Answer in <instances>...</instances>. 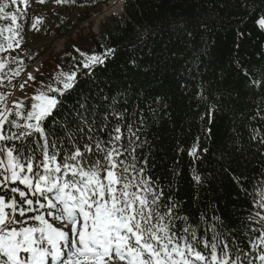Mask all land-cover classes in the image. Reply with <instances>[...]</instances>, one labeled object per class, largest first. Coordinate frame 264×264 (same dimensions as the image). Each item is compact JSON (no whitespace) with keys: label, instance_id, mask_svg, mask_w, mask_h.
<instances>
[{"label":"trees","instance_id":"1","mask_svg":"<svg viewBox=\"0 0 264 264\" xmlns=\"http://www.w3.org/2000/svg\"><path fill=\"white\" fill-rule=\"evenodd\" d=\"M109 1L68 3L85 12L68 25L58 26V39L66 38L64 49H50L41 70L34 74V88L40 87V81L53 83L58 65L65 72L73 70L82 59L77 48L88 54H101L106 48L116 51L91 74L81 69L77 85L64 95L46 127L63 139L64 129L54 128L53 120L70 117V111L78 107L77 98L89 93V104L96 108L100 107L98 100L107 98L100 116L113 107L121 112L126 109V123L134 127H140L142 117L143 146L135 155L138 162L148 158L146 175L163 191V204L175 203L176 214L187 217V224L200 237L213 217L218 218L217 227L224 237L230 243L235 237L248 251L244 232L251 222L247 217L253 212L258 181L264 180V143L252 139L254 130L264 137V88L250 82L261 80L264 66V26L257 23L264 15V3L124 0V14L103 21L97 33L90 12ZM7 22L0 20V28ZM33 55L23 59L24 68L40 56ZM74 125L69 119V126ZM114 126L113 120L107 131L97 135L107 140ZM122 131L127 137V129ZM194 146L197 154L189 155ZM235 177L243 178L247 193ZM184 226V221H177V230Z\"/></svg>","mask_w":264,"mask_h":264},{"label":"snow or ice","instance_id":"2","mask_svg":"<svg viewBox=\"0 0 264 264\" xmlns=\"http://www.w3.org/2000/svg\"><path fill=\"white\" fill-rule=\"evenodd\" d=\"M55 2L75 4L77 0ZM29 7L30 0H0V20L10 21L0 28V52L9 54L0 58V87L24 90L36 81L32 71H25L23 59L10 55V50L20 47L23 37L18 21L28 19ZM42 20L34 17L31 29L39 31ZM257 23L264 26V15ZM76 51L82 59L73 70L65 72L58 65L54 82L40 81L30 107L24 103L27 96L9 101L12 93H0V264H264V180L258 181L253 212L247 217L251 223L244 232L249 245L245 251L235 237L230 243L218 230V218L213 217L200 237L187 224V217L176 214L175 203L163 204V191L146 175L148 158L138 162L135 155L143 146L142 117L140 127H134L126 123V109L113 107L100 116L107 98L98 100L96 108L89 104V93L77 98L78 107L70 111V117L53 120L54 128L64 129L63 139L48 130L46 121L75 88L81 69L91 74L116 50ZM12 63L15 68L8 67ZM22 72L26 79L12 84ZM260 74L261 80L250 82L264 88V66ZM69 119L75 122L74 128ZM113 120L108 139H102L97 133L107 131ZM122 128L127 129V137ZM254 131L252 139L264 143V137ZM196 154L194 146L189 155ZM234 179L247 193L243 178ZM177 221L185 226L177 230Z\"/></svg>","mask_w":264,"mask_h":264},{"label":"rangeland","instance_id":"3","mask_svg":"<svg viewBox=\"0 0 264 264\" xmlns=\"http://www.w3.org/2000/svg\"><path fill=\"white\" fill-rule=\"evenodd\" d=\"M113 1L119 0H110L107 5H105L100 10H92L90 12V21L94 23L92 29L95 32L99 33L100 26L103 21L124 14V10L118 15L107 14V8ZM123 2L122 6H124ZM21 7H23V5H21ZM84 12L85 9L74 7L70 4H57L55 0H45L43 4L36 2V0H30V7L28 8V19L26 21H18V23L22 25L21 36L23 37V39L21 40L19 48L10 50V55L19 57L21 59H27L30 58V53H35V55L40 54V56L32 64H30V66L25 68V71H32L33 75L38 73L43 66V62L47 58L46 55L51 53L50 49L55 48V52H61L64 49V42L66 38L58 39V35L56 34L58 26L64 24L68 25L69 23L73 22V20L84 14ZM37 16L43 18L42 22L37 25L39 31L31 29L33 18ZM9 23L10 21L8 20L7 25L3 28H6ZM86 26L87 23H85V27ZM5 35H8V33L5 32ZM8 55V53L1 52L0 58ZM6 69L7 68L3 70L5 74H7L8 72ZM36 69H38V71H36ZM23 79H26L24 72L21 73V76L18 77L17 80L12 81V84L18 85L19 83L23 82ZM7 84L8 81L6 80L5 85ZM29 85L30 86H26L24 90L12 88L9 86L0 87V93H12L13 95L8 97L9 101L27 96L28 99L24 101L25 105L27 106L29 102H32L31 97L35 90L32 82H29Z\"/></svg>","mask_w":264,"mask_h":264},{"label":"bare ground","instance_id":"4","mask_svg":"<svg viewBox=\"0 0 264 264\" xmlns=\"http://www.w3.org/2000/svg\"><path fill=\"white\" fill-rule=\"evenodd\" d=\"M122 2H123V0L111 2L110 6L107 8V11H106L107 14L108 15H111V14L118 15V14L122 13V11L124 10L123 9L124 6H122Z\"/></svg>","mask_w":264,"mask_h":264}]
</instances>
